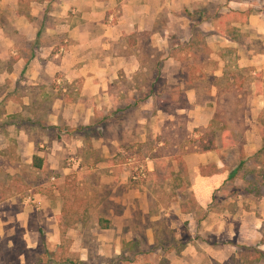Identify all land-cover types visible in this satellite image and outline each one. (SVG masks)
Returning <instances> with one entry per match:
<instances>
[{"label": "crops", "instance_id": "crops-1", "mask_svg": "<svg viewBox=\"0 0 264 264\" xmlns=\"http://www.w3.org/2000/svg\"><path fill=\"white\" fill-rule=\"evenodd\" d=\"M260 1L263 6L255 8L253 0H0V14H8L7 21L0 19V62L9 60L5 67L0 63V84L4 83L0 100L4 98L5 106L11 109L6 114L35 111L20 120L19 130L18 122L7 123L22 135V149L30 162L33 154L41 158L40 168L34 169L39 170L50 161L44 169L56 171L58 153L64 156L70 149H82L87 140L86 129H97L100 113L141 105H154L156 109L155 103L171 102L167 88H179L182 100L175 108L181 113L177 115L186 116L184 129L192 130L194 137L204 129H211L215 148L195 151L192 146L188 151L178 152L179 164L170 160L174 172L179 174L180 191H176V198L180 200L181 188L185 187L199 207L206 206L213 191L232 180L241 164L240 159L237 164L235 159L230 167L224 166L223 155L235 142L231 138L223 140L215 132L224 131L216 112L220 103L229 106L223 101L224 94L237 101L236 107L246 99L250 116L264 109V0ZM253 40L260 44L258 48L251 45ZM171 78H175V84ZM129 81L132 84L128 86ZM202 82L206 84L201 88ZM160 83L165 86L157 90ZM204 91L208 93L206 99L199 97ZM125 92L132 94L122 95ZM136 92L139 97L134 95ZM43 99L48 102L46 114L38 109ZM242 117L249 118L246 114ZM25 124L36 126L37 137L25 135ZM250 127L252 134L247 139L254 145L244 150L245 154L257 149L262 136L257 131L255 137L254 124ZM64 131L67 133L63 134ZM161 132L152 138L153 143L161 141ZM93 138L98 141L101 137ZM113 155L105 151L100 154L105 158ZM82 159L84 165H77L78 157L72 169L59 167L62 177H56L57 181L64 183L68 171L80 172L82 176L92 173L94 169L88 166L86 157ZM163 159L164 155L154 157L150 171L156 172ZM238 164L236 173L226 180L227 173ZM104 167L113 175L119 172L117 163ZM104 178L111 182V176ZM82 182L89 189L94 187L87 177ZM119 182L124 185L123 179ZM230 188L233 193H240L239 187ZM51 193V196L41 192L31 196L33 201L43 202L44 218L50 224L45 233L46 241L51 242L48 251L57 242V226L61 228L59 221L64 218L60 214L63 201L60 186H53ZM114 194L110 193L109 200L124 206V194ZM132 194L140 204V194L134 190ZM181 203L174 201L171 206L178 213V225L184 216ZM125 211L123 208L120 214ZM104 217L98 216L95 224L101 234L116 240L101 244L111 254H119L122 249L118 240L126 232L113 229L111 215ZM100 220L106 221V227L100 226ZM199 224L209 231L207 222L202 220ZM179 231L180 226L173 232L174 237ZM145 236L151 239V231H145ZM24 237L27 249L37 248V231H25ZM186 242L179 248L170 247L165 264H202L204 257L208 260L204 264H211L212 260L222 261L226 257L210 246L198 248Z\"/></svg>", "mask_w": 264, "mask_h": 264}, {"label": "rangeland", "instance_id": "rangeland-1", "mask_svg": "<svg viewBox=\"0 0 264 264\" xmlns=\"http://www.w3.org/2000/svg\"><path fill=\"white\" fill-rule=\"evenodd\" d=\"M253 1L255 8L263 6L260 0ZM7 17L8 14H0L3 21H7ZM251 45L258 48L260 44L253 40ZM3 60L0 63L5 67L9 60ZM208 65L207 61L206 66ZM174 79L171 78L173 84ZM171 80L169 82H172ZM127 84L129 86L132 82ZM205 84L206 82H202L201 88ZM164 86V83L157 84V90ZM167 89L172 97L171 102L155 103L158 107L156 109L154 105H141L124 109L114 108L105 114L100 113V117H97L101 122L97 129H86L87 140L82 149H70L64 156L63 153H58V168L50 172L44 169L51 164L50 161L46 162L43 168L34 169L25 155L27 153L22 149L24 141H21L22 135L18 134L20 120L29 116L31 110L6 114L11 112V109L5 106L4 98L0 100V190L5 193V197L0 200V264H165L166 252L170 247L179 248L185 245L186 241L198 248L210 246L226 256L222 261H210L211 264L264 263L262 258L255 260L253 254L252 257L249 256L252 249L264 250V109L256 116H250L246 99H242L240 107H236L237 101L235 102L230 94H224L223 101L229 106L224 107V104L220 103L216 109L217 116L220 117H217V120L223 121L224 131L216 129L215 132L216 135L222 136L223 140L231 138L235 142V146L223 155L224 166L230 167L235 159L236 164L239 159L241 164L237 175L214 190L213 198L202 208L196 204L184 186L181 188L180 200L176 198V191H180V181L177 179L179 174L174 172L175 167L171 165L170 160L179 164L178 152L192 148L194 133L184 129L186 116L184 118L183 115H177L181 114L175 108L182 100L179 88ZM3 90L4 83L0 84V94L4 93ZM130 94L132 93L125 92L122 95ZM135 94L140 96L139 92ZM199 97L206 99L208 93L201 92ZM40 106L39 113L46 114L47 100L43 99ZM245 114L249 116L248 119L242 117ZM15 122H18V130L7 124ZM220 124L218 122L217 126ZM251 124H254V136L256 137L257 131L262 136L257 149L245 154L244 150L254 145L251 139H247L251 138ZM24 126L27 133L23 134L37 137L36 126ZM66 131L63 134H66ZM158 132H161L162 139L155 144L152 138ZM94 136L101 138L97 141ZM115 140H118L117 144ZM104 151L114 154L113 157H101L100 154ZM161 155H164L165 159L159 161L156 172L150 171L153 158ZM82 157H86V163L93 167V172L82 176L80 172L68 171L64 183H59L56 178L59 175L62 177V174L58 173L59 167L67 166L72 169L71 165L77 162V165H84ZM116 163L118 174L107 172L104 166ZM106 175L111 176L110 183L105 181ZM85 177L93 184L92 189L82 182ZM186 177L182 176L184 179ZM121 179L124 185H120ZM56 185L60 186L63 193L61 216L65 222H77L75 225L67 223V226L61 228L57 226V242L55 241L51 251H48L47 245L51 242L46 241L45 233L50 224L47 218H44L43 202L36 199L31 203L26 198L39 192L51 196V189ZM230 186L239 187L240 193H233ZM133 190L135 194H140V204L138 197L133 196ZM111 192L115 193L114 195L123 193L125 205L121 206L113 199L109 200ZM174 201L182 202L180 207L184 216H181V225H178V213L171 207ZM123 208L126 211L120 214ZM110 215L113 219V229L126 232L124 237L118 240L122 249L119 254H111L109 249H104L102 242H112L116 238L104 236L95 224L98 216ZM185 216L186 219H183ZM202 220L208 223L209 231L200 227ZM179 226L180 231L174 237L173 232ZM148 230L152 233L151 239L145 236V231ZM25 231L38 232L37 248L29 250L25 247ZM231 232L234 235L231 236ZM236 245L248 248L245 250ZM81 257L83 259H80ZM204 263H208L205 257L202 264Z\"/></svg>", "mask_w": 264, "mask_h": 264}, {"label": "trees", "instance_id": "trees-1", "mask_svg": "<svg viewBox=\"0 0 264 264\" xmlns=\"http://www.w3.org/2000/svg\"><path fill=\"white\" fill-rule=\"evenodd\" d=\"M191 142L193 145V149L195 151H207V150H211V149L215 148L214 133L209 128L204 129L200 134H197L192 139ZM40 165H41V158L39 156L33 154L31 156L30 166L33 168H40ZM238 167H239V164L227 173L226 180L233 177V175L236 173ZM4 197H5L4 191L0 190V200H2ZM100 221H102V222H99L100 226L106 227V221L105 220H100ZM59 223H60L59 225L62 227V226H67L69 223L74 224L75 222L74 221L73 222H70V221L65 222L64 219L62 218L59 221ZM229 242L231 244L235 245L234 242H232V241H229ZM237 247L238 248H244L245 250L248 248V247H244V246H240V245ZM250 252H252V253L249 256L252 257L251 255L253 254L255 260L260 259V258L264 259V250H261L259 248H255V249H252ZM244 255H245V252H244ZM246 255H247V253H246Z\"/></svg>", "mask_w": 264, "mask_h": 264}, {"label": "built area", "instance_id": "built-area-1", "mask_svg": "<svg viewBox=\"0 0 264 264\" xmlns=\"http://www.w3.org/2000/svg\"><path fill=\"white\" fill-rule=\"evenodd\" d=\"M26 199H27V201L33 202V199H32V197H31V196H29V195L27 196V198H26ZM33 203H34V202H33Z\"/></svg>", "mask_w": 264, "mask_h": 264}]
</instances>
